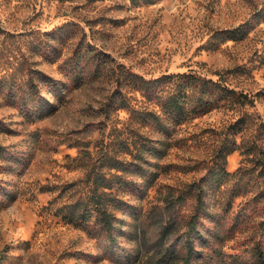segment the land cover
Masks as SVG:
<instances>
[{
    "label": "rangeland",
    "instance_id": "rangeland-1",
    "mask_svg": "<svg viewBox=\"0 0 264 264\" xmlns=\"http://www.w3.org/2000/svg\"><path fill=\"white\" fill-rule=\"evenodd\" d=\"M245 22L244 36L225 39L223 30ZM97 57L106 60L98 67ZM120 65L145 78L221 77L254 101L215 107L166 138L137 120L159 107L118 87ZM41 98L50 113L39 112ZM159 139L161 157H135L141 143L163 147ZM0 145V264H151L181 239L198 192L207 242L197 243L206 258L196 264H257L264 0H0ZM96 196L121 220L113 245L94 215L71 221ZM167 222L176 231L162 238Z\"/></svg>",
    "mask_w": 264,
    "mask_h": 264
},
{
    "label": "trees",
    "instance_id": "trees-1",
    "mask_svg": "<svg viewBox=\"0 0 264 264\" xmlns=\"http://www.w3.org/2000/svg\"><path fill=\"white\" fill-rule=\"evenodd\" d=\"M248 24L249 23L245 22L237 27L223 30L222 32L225 39L235 40L241 38L246 33ZM92 56L95 55L92 54ZM96 61L98 67L102 61L104 63L106 60L97 57ZM117 72L121 78L118 82V87H129L138 91L146 100L156 101L159 107L158 111L153 109L139 111L137 120L142 124L152 125L161 136L166 138L170 137L176 126L183 123L185 120L204 114L215 107L226 103L246 105L254 101L246 92L230 86V84L221 77L212 79L193 71L182 72L180 74H161L157 77L145 78L120 65L118 66ZM40 75L42 81H52L49 76L42 73H40ZM32 87L35 89V94H37L38 90L36 83H32ZM57 88L58 86L56 85L54 89L57 94H60V89ZM56 93L55 95L57 96ZM119 99L118 102L125 106L124 103H126V98ZM21 100L25 105L28 102L27 96L21 97ZM113 101L115 102V100ZM37 107L41 113H50V111L55 108L54 105L46 102L42 98L39 99ZM243 121L242 117L236 120L235 125H238L237 131L242 130ZM156 142L162 144L163 147H159L152 142L148 144L141 143L135 153V157L140 159H145L147 156L161 157L166 148V145H164L165 141L159 139ZM4 151L5 147L0 145V158H3ZM12 159H15V157ZM219 177L220 176L217 174V176L215 175L213 178L219 180ZM202 197V193L198 192V207L186 223L185 228L178 235L181 239L179 241L169 242L157 249L151 264H196L197 259L206 256L201 249L197 248L198 245L204 246L207 242L206 238L197 227L199 211L203 205ZM93 199V208L84 207L82 210L72 215L71 221L75 222L77 219H80L82 222H86L94 215L97 223L105 231L107 243L113 245L117 242L115 230L120 229L121 226L117 224V221L120 222L121 220H117L113 212L103 205L99 196ZM173 227L171 222L163 224L159 228L160 237L169 238L174 234V231H176ZM255 249L256 263L264 264V252L260 248ZM125 257L126 261H132L129 255ZM135 258L136 256L134 259Z\"/></svg>",
    "mask_w": 264,
    "mask_h": 264
}]
</instances>
